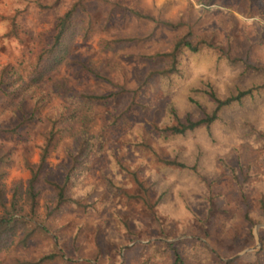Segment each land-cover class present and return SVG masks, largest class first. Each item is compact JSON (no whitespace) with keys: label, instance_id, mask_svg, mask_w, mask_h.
Here are the masks:
<instances>
[{"label":"rangeland","instance_id":"374dc122","mask_svg":"<svg viewBox=\"0 0 264 264\" xmlns=\"http://www.w3.org/2000/svg\"><path fill=\"white\" fill-rule=\"evenodd\" d=\"M74 1L0 0V70L7 68L6 79L13 82V87L27 79L31 62L51 41L57 18ZM84 1L94 17L92 33L86 40L77 36L70 42L62 62L42 79L48 99L39 118L21 127L18 134L0 136V153L6 152L8 159L6 188L10 190L17 182L24 185L28 180L24 160L37 162L47 119L61 112L63 100L54 89L55 80L81 93L108 94L117 90L114 84L128 91L82 113H72L59 123L54 147L37 183L41 196L34 215L44 221L49 235H36L25 249L9 245L1 251L0 264L47 253L53 243L60 256L47 264H170L168 251L160 254L140 246L155 241L188 240L184 253L187 264H211L196 256V240L224 260L248 248L253 247L241 256L258 249L264 224L251 226L244 215L246 211L258 212L257 199L264 193V92L256 95L253 104L247 98L243 105L224 109L210 127L189 132L169 147L157 146L162 156L176 155L195 165V170L161 168L134 144L140 134L149 133L153 123L162 121L169 104L189 109L188 86H196L202 79H210L221 94L234 91L236 85L247 89L264 81V74L259 72H244L230 62L223 63L219 70L208 53L192 55L187 51L180 58V81L175 78V83L169 84L159 77L145 81L147 73L163 67L154 55L167 51L173 36L188 30L206 35L225 48L229 46L232 57L248 53L251 62L264 68V2H258L253 16L248 17L234 7L237 4L247 11V0ZM135 12L160 23L155 26ZM115 37L140 40L101 49L102 38ZM84 65L114 84L88 74ZM28 97L23 104L25 111L30 105ZM18 116L20 112L15 114L0 106V123L14 124ZM82 134L99 136V141L74 175L69 194L83 197L93 209L82 212L67 206L46 217L44 207L52 203L41 179L63 180L68 165L65 150L74 148ZM115 161L130 168L141 167L140 173L150 187V206L114 191L113 184L125 183L126 177L120 174ZM20 204L21 214L29 217L24 196Z\"/></svg>","mask_w":264,"mask_h":264},{"label":"trees","instance_id":"16d2710c","mask_svg":"<svg viewBox=\"0 0 264 264\" xmlns=\"http://www.w3.org/2000/svg\"><path fill=\"white\" fill-rule=\"evenodd\" d=\"M247 1L249 2L247 11L237 4H234V7L248 17L253 16L254 8L258 2H264V0ZM135 14L138 17L152 20L155 26L160 23V21L152 16L138 12H135ZM93 21L94 17L87 10L85 1L75 0L57 18L50 43L43 47L31 62L30 70L25 81L13 87V82H7L6 79V74L8 73L7 68H1L0 96L2 97V102L0 106L15 114L16 112H20V116L17 117V121L14 124L1 122L0 136L18 134L21 127L39 118V112L48 99V91L41 86L42 79L62 62L64 53L67 51L70 42L77 36L83 40H86L90 36L93 30ZM162 24L175 26L169 21H162ZM137 40H140V38H102L99 41V46L103 50H110L118 46H126ZM185 51L190 52L192 55L203 52L208 53L210 58L215 60V66L219 70L223 66V63L230 62L231 66H240L244 72L252 71L264 74V68L256 62H251L248 53L243 56L232 57L229 46L225 48L206 35H199L192 30H188L174 35L167 51L154 55V57L160 58L163 67L147 73L145 81L149 82L154 77L165 79L169 81V84L175 83V78H178L177 81H180V58ZM84 69L93 77L107 80L114 84L111 80L102 76L99 71L87 65H84ZM114 85L117 87V90L108 94L81 93L67 87L61 80L54 81V89L63 100V105L60 109L61 112L58 116L47 119V130L43 136L42 143L38 147L37 162L31 163L27 159L24 160V166L30 174V177L24 185L21 182H17L13 183L10 190L6 188L4 179L7 175L5 168L8 163L7 153H0V254L9 245L25 249L36 235H49V229L44 225V221L35 219L34 215L39 206L41 196V191L37 187V183L40 180L41 170L46 165L50 152L54 147L58 133V125L62 120L68 119L72 113H82L83 110L103 103L118 93L128 91L124 86ZM261 92H264V81L259 85H252L247 89H241L236 85L234 91L221 94L210 79H202L200 84L188 86L187 101L189 109L183 110L175 107L173 103L169 104L162 121L153 123L148 130V134H140L134 145L140 150L147 152L161 168L174 171L195 170V165L185 163L176 155L173 157L162 156L159 153L158 147H169L173 141L189 132L210 127L219 119L224 109L234 104L243 105L247 98L251 99V104L255 103L256 95ZM27 96H29L30 105L29 109L25 111L23 104ZM98 141L99 136L82 134L74 148H67L65 150L68 165L65 168L63 180L58 182L46 177L41 179L48 189V195L52 203V205H45L44 207L46 217L56 214L67 206H73L82 212H89L93 209L92 204L86 202L83 197L71 196L69 194V188L72 185L74 175L79 170V167L88 160L97 148ZM115 162L120 174L126 177L124 180L125 183L113 184L114 191L127 199H139L143 204L150 206V187L146 184L147 179L142 177L140 173L141 167L130 168L121 161ZM134 190H137V192ZM23 196L29 210V217L21 214V210L23 209L20 201ZM159 199L157 198L152 205L156 206ZM257 206V213L254 211H246L244 215L245 220L251 226L257 223L264 224V193L257 199ZM121 222L123 223V221ZM125 231L126 233H132L130 228L125 227ZM250 235L253 236V234ZM132 240L135 239L132 238ZM187 241H155L150 244H140V246L144 249H147L146 247L155 249V252L160 254L168 251L171 258L170 264H187L184 255ZM193 247L197 252L196 256L206 258L211 264H264V228L260 231V247L258 249L231 260H224L218 252L199 240L195 241ZM129 249L126 248V251ZM59 256V248L56 243H53L47 253L31 257H17L12 264H47Z\"/></svg>","mask_w":264,"mask_h":264},{"label":"water","instance_id":"95a60500","mask_svg":"<svg viewBox=\"0 0 264 264\" xmlns=\"http://www.w3.org/2000/svg\"><path fill=\"white\" fill-rule=\"evenodd\" d=\"M251 249H253V247H252V248H248V249L245 250V251H249V250H251ZM245 251H244V252H245ZM244 252L238 253V254L234 255L233 257H231V258H229V259L237 258V257L241 256Z\"/></svg>","mask_w":264,"mask_h":264}]
</instances>
